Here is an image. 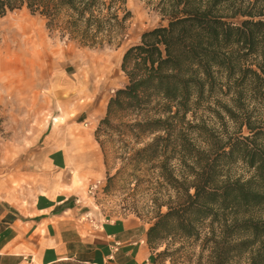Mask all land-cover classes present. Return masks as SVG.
Returning <instances> with one entry per match:
<instances>
[{
    "label": "trees",
    "instance_id": "obj_1",
    "mask_svg": "<svg viewBox=\"0 0 264 264\" xmlns=\"http://www.w3.org/2000/svg\"><path fill=\"white\" fill-rule=\"evenodd\" d=\"M157 8L167 25L125 52L127 84L95 132L108 172L120 165L103 191L143 180L147 215L130 213L150 225L155 264H179L184 243H201L198 264H264V0ZM22 9L90 50L119 47L132 19L127 0H0V20ZM239 165L250 179L230 174Z\"/></svg>",
    "mask_w": 264,
    "mask_h": 264
},
{
    "label": "rangeland",
    "instance_id": "obj_2",
    "mask_svg": "<svg viewBox=\"0 0 264 264\" xmlns=\"http://www.w3.org/2000/svg\"><path fill=\"white\" fill-rule=\"evenodd\" d=\"M127 8L132 19L125 39L119 47L103 50L61 40L47 30L41 17L26 9L8 13L0 20V172L5 170L0 181L6 185V191L0 190V214L17 215L23 223L17 226L22 228L36 221L39 236L48 229L46 223L41 224L52 218L51 208L65 199L74 201V210L63 217L72 219L75 227L85 232L115 236L123 229L134 228L132 233L140 238L149 229L148 221L130 213L138 207L137 211L147 215L143 210L148 200L144 197L147 186L141 178L138 185L120 179L105 193L108 178L120 165L108 172L95 140L110 98L127 84L121 71L125 52L139 44L145 32L167 25L157 0H130V4L127 0ZM9 19L33 24L36 34L45 40L51 60L19 62L10 58L6 51ZM230 131L234 132L233 127ZM230 174L244 180L252 177L242 165ZM116 245L120 243L114 242L112 247ZM184 246L187 252L181 254L179 264H198L201 243ZM150 259L155 264L152 256Z\"/></svg>",
    "mask_w": 264,
    "mask_h": 264
},
{
    "label": "crops",
    "instance_id": "obj_3",
    "mask_svg": "<svg viewBox=\"0 0 264 264\" xmlns=\"http://www.w3.org/2000/svg\"><path fill=\"white\" fill-rule=\"evenodd\" d=\"M73 203L72 199H65L53 206L50 210L52 218L41 224L46 223L48 229L40 236L37 231L40 225L36 221L31 220L25 224L29 228H22L17 226L23 224L20 217L3 211L0 214V264L152 263L146 239L148 229L140 238L132 233L134 228L123 229L115 236L85 232L75 227L72 219L63 217L73 212ZM114 242L120 243V247L111 261Z\"/></svg>",
    "mask_w": 264,
    "mask_h": 264
},
{
    "label": "bare ground",
    "instance_id": "obj_4",
    "mask_svg": "<svg viewBox=\"0 0 264 264\" xmlns=\"http://www.w3.org/2000/svg\"><path fill=\"white\" fill-rule=\"evenodd\" d=\"M129 4H130V0ZM10 37L7 42V54L16 61H42L51 60V53L48 51L45 40L41 35L36 34L33 24L26 20L9 19ZM16 172V168L12 167ZM5 170L0 172L3 177ZM0 190L6 191V185L0 181Z\"/></svg>",
    "mask_w": 264,
    "mask_h": 264
},
{
    "label": "built area",
    "instance_id": "obj_5",
    "mask_svg": "<svg viewBox=\"0 0 264 264\" xmlns=\"http://www.w3.org/2000/svg\"><path fill=\"white\" fill-rule=\"evenodd\" d=\"M119 247H120V245H116L115 247H113L112 253H111L110 257H109V260L112 261L114 259V255L118 252Z\"/></svg>",
    "mask_w": 264,
    "mask_h": 264
}]
</instances>
